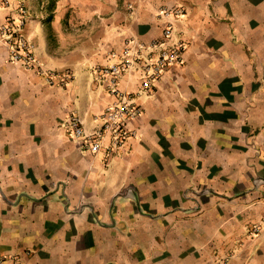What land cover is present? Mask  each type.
I'll return each instance as SVG.
<instances>
[{"label": "crops", "instance_id": "1", "mask_svg": "<svg viewBox=\"0 0 264 264\" xmlns=\"http://www.w3.org/2000/svg\"><path fill=\"white\" fill-rule=\"evenodd\" d=\"M34 1L0 4V25L25 7L42 69L11 61L0 33L2 264H264V0L98 1L111 13L102 46L65 58ZM161 7L182 8L183 63L146 91L138 70L121 75L141 108L134 135L117 146L104 133L92 152L67 127L73 115L98 128L115 100L91 66L125 37L160 38ZM64 66L73 78L50 84Z\"/></svg>", "mask_w": 264, "mask_h": 264}, {"label": "built area", "instance_id": "2", "mask_svg": "<svg viewBox=\"0 0 264 264\" xmlns=\"http://www.w3.org/2000/svg\"><path fill=\"white\" fill-rule=\"evenodd\" d=\"M7 0H0V4H6ZM164 26V38L171 35L172 24L169 19ZM22 22H15L7 18L0 25V33L8 45L9 58L11 61L19 62L24 66H32L35 62L32 44L20 33ZM159 48L155 56L151 52ZM181 44H170L162 40H151L144 44L136 38L128 40L121 52H112L111 63L99 70V76L103 79L105 87L115 100L104 107L102 113L103 122L98 128L86 132L81 121L76 116L67 120V127L72 137L82 145H87L92 152L100 148L101 138L108 133L114 144L121 145L122 141L134 135V130L128 127V123L135 120L141 113V108L136 104L129 93L123 92L118 87L119 76L122 72L138 70L141 89H150L164 70L170 65L183 62L181 57Z\"/></svg>", "mask_w": 264, "mask_h": 264}, {"label": "rangeland", "instance_id": "3", "mask_svg": "<svg viewBox=\"0 0 264 264\" xmlns=\"http://www.w3.org/2000/svg\"><path fill=\"white\" fill-rule=\"evenodd\" d=\"M98 1L101 2L104 0H88V2L87 0H35L33 2V4L35 3L37 4L38 2L39 6L41 5V9H39L40 11L38 10V13L39 14L42 13L44 31L46 33V37L49 43L48 45L52 49L53 57L65 58L71 55V53L76 55V52L79 53L78 50H82L80 52L86 51V54L91 56L98 52L99 48L102 46L104 42L102 37L106 35V33L110 30L109 27L111 26L110 23L107 21V19L111 16V13L108 12L101 13L97 8ZM118 2L119 0H117V3ZM125 4L128 10L132 9V2H130V0H125ZM88 6L91 8V10L88 13H83L87 11ZM58 7L59 9L61 8L60 12H58L59 14L55 12V9H57ZM19 8H21L22 16L18 18V22H22L23 25V23H25V17H23L24 16L23 14L25 12V7L23 5H20ZM181 13H182L181 7H174V8L161 7L158 9V11L156 12V16L162 17L163 26H162L161 36L157 40H162L163 42H166V46H170V44H181L183 47L181 52V57L183 58L185 43H183L182 40L179 39L175 40L172 37L175 21L181 15ZM49 14H51L50 18L48 17ZM167 19L170 20L172 24V29H171L170 37L165 39L163 32H164L165 23L168 21ZM20 33L23 34L21 31ZM25 38L28 40L27 37ZM132 38L135 37L133 36L125 37L120 49H116L114 47L108 46L105 54L106 61L102 63H95L94 65L91 66V70L95 73L96 80L100 81L99 83L103 85V88L108 94L110 93L108 89L105 87L103 79L100 78L99 76V70L103 66L108 65L109 63L112 62L113 59L110 58L112 52L115 53L121 52V50L128 42V40ZM159 51H160L159 48H157L151 52V55L155 56L159 53ZM33 56L35 58L34 64L32 66H25V68L42 71L39 60L37 59L35 54L34 46H33ZM72 73L73 72L70 67L64 66L62 68L54 69L51 72H47L45 77L50 84L53 83V80H56L58 81V83H60V85L63 86L73 78ZM124 73H129V71L122 72L121 75H123ZM120 76H119V80H120ZM139 80H140V76H139ZM118 87H120L119 81H118ZM141 88L142 87L140 83V89ZM142 90L146 91L147 89H142ZM253 180H257V178L255 177ZM252 232L256 233L257 232L256 228H253ZM4 259L5 256L0 254V264H2ZM224 263H225L224 258H219V260L215 261V264H224Z\"/></svg>", "mask_w": 264, "mask_h": 264}, {"label": "trees", "instance_id": "4", "mask_svg": "<svg viewBox=\"0 0 264 264\" xmlns=\"http://www.w3.org/2000/svg\"><path fill=\"white\" fill-rule=\"evenodd\" d=\"M49 18L51 17V14H49V16H48Z\"/></svg>", "mask_w": 264, "mask_h": 264}]
</instances>
